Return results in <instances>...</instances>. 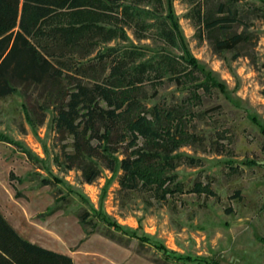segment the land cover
Masks as SVG:
<instances>
[{
	"label": "rangeland",
	"instance_id": "rangeland-1",
	"mask_svg": "<svg viewBox=\"0 0 264 264\" xmlns=\"http://www.w3.org/2000/svg\"><path fill=\"white\" fill-rule=\"evenodd\" d=\"M219 1L120 0L94 15L110 34L88 33L83 56L59 55L74 65L101 58L108 73L142 78L146 106L188 112L182 124L196 138L175 151L164 173L173 178L159 188L172 191L162 198L156 183L123 189L104 168L84 183L64 167L71 138L53 129V111L37 124L36 92L0 97V212L22 237L74 264H264V0H236L230 29L248 40L215 53L197 13ZM70 12L39 19L36 40L48 43L47 32ZM194 184L211 193L191 191Z\"/></svg>",
	"mask_w": 264,
	"mask_h": 264
},
{
	"label": "trees",
	"instance_id": "trees-1",
	"mask_svg": "<svg viewBox=\"0 0 264 264\" xmlns=\"http://www.w3.org/2000/svg\"><path fill=\"white\" fill-rule=\"evenodd\" d=\"M119 1L0 0V97L18 90L23 95L36 92L41 100L36 105L41 112L37 124L43 120L42 112L50 108L53 129L71 138V151H62L64 167L78 170L84 183L94 181L104 168L116 173L117 184L123 189L143 190L156 183L157 196L162 198L172 191L168 186L159 188L173 178L164 173L174 168L175 151L196 138L182 124L188 112L164 103L146 106L140 91L142 78L116 68L108 73L110 65L101 58L74 65L59 56L65 52L83 56L90 50L85 47L89 34H110L113 29L96 23L94 15L110 13ZM235 2L222 0L197 13L215 53L235 50L248 40L244 31L230 29L238 19ZM70 9L67 23L47 32L48 43L36 40V35H43L38 29L33 31L39 19ZM70 35L73 38L68 42ZM261 131L264 133V128ZM41 183L49 182L44 178ZM207 187L194 184L191 191L210 194ZM78 220L83 223L84 215ZM259 241L264 244V238ZM0 264L74 263L68 254L22 237L0 212Z\"/></svg>",
	"mask_w": 264,
	"mask_h": 264
},
{
	"label": "crops",
	"instance_id": "crops-1",
	"mask_svg": "<svg viewBox=\"0 0 264 264\" xmlns=\"http://www.w3.org/2000/svg\"><path fill=\"white\" fill-rule=\"evenodd\" d=\"M2 213V212H1ZM3 214V213H2ZM3 216L5 217V215L3 214ZM6 218V217H5ZM15 229V228H14ZM16 230V229H15Z\"/></svg>",
	"mask_w": 264,
	"mask_h": 264
}]
</instances>
